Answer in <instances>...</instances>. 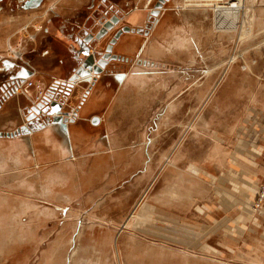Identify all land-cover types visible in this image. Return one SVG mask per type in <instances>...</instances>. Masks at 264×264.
<instances>
[{"label": "rangeland", "instance_id": "1", "mask_svg": "<svg viewBox=\"0 0 264 264\" xmlns=\"http://www.w3.org/2000/svg\"><path fill=\"white\" fill-rule=\"evenodd\" d=\"M190 2L189 8L199 6V10L191 11L194 21L189 28L184 25L189 44L174 49L178 52L173 55L186 51L191 57L171 62L183 65L184 70L189 64L190 81L175 92L184 98L178 103L172 128L157 136L159 146L167 141L184 143L188 162H180L163 179L164 170L171 169L168 157L172 151L168 152L152 176L122 185L128 197L119 213L105 214L93 222L84 215L72 218L34 203L50 205L45 199L16 198L21 193L11 191L14 176L4 174L1 159L0 264H234L236 259L243 260L240 257L250 250L244 248L249 239L247 228L253 223L264 227V0H241L242 5L233 8L201 5L215 3L212 0ZM165 5L167 10L174 8ZM156 16L152 15L146 28ZM23 27L12 37L32 25ZM175 28L171 41L181 34ZM150 34L148 41L156 40ZM124 47L132 48V44ZM246 65L250 67L247 71ZM42 78L32 80L29 89H40ZM170 105L174 110L176 104ZM237 112L240 118L234 130L225 131L220 122L233 120ZM182 117L184 125L177 123ZM210 146L209 153L215 147L230 152L226 166L201 161ZM182 154L181 150L175 153L176 157ZM180 169L185 171L176 173ZM102 229L111 233L112 240L104 233L95 238ZM174 252L180 253L176 260Z\"/></svg>", "mask_w": 264, "mask_h": 264}, {"label": "crops", "instance_id": "2", "mask_svg": "<svg viewBox=\"0 0 264 264\" xmlns=\"http://www.w3.org/2000/svg\"><path fill=\"white\" fill-rule=\"evenodd\" d=\"M212 1L215 3L201 5L230 8L242 5L241 0H230L226 5L218 4L223 0ZM154 2L45 0L37 8L26 9L21 5L22 0H0V82L7 80L3 72L11 67V61L24 64L32 70L21 83L26 91L17 90L1 99L3 91L0 83V130L11 131L24 122L25 106L43 93L40 89L35 92L30 90L27 80L37 82V77L41 75L44 83L39 87L42 88L49 83L46 80L66 81L71 75L75 63L68 48L71 34L78 30L77 23L85 21L91 14L99 15L104 6H113L121 15L119 24L143 26L147 23V11ZM165 4H172L174 8L167 10ZM190 5V0H166L150 28L122 32L113 45V52L128 56V61H111L114 67L118 64L122 67L101 73L87 91V81L78 80L71 87L61 110L75 108L76 115L65 125L50 121L35 126L27 133L0 135V160L5 162L4 174L14 176L11 191L21 193L16 198L45 199L50 205L41 206L44 203L30 202H34L37 207H44L42 209H52L54 213L58 211L72 218L84 215L89 221L95 222L100 220L98 218H104L105 214L119 213L128 197L122 185L132 179L134 183H140L143 178L152 176L155 167L168 152L172 151L171 157H168V167L171 166V169L167 172L165 169L162 178L172 173L173 167L180 162L182 165L188 162L184 160L190 157L184 143L175 145L174 141H167L165 145L159 146L157 136L172 128L176 118L174 113L184 98H179L180 95L175 92L182 87L183 82L190 81L189 64L184 70L183 65L171 63L177 58L190 60L189 52L185 54L186 51H182L174 56L178 51L169 50L173 38L172 28L176 27L181 34H185V23L189 28L188 24L194 21L191 11L199 10V6L192 9ZM28 24L32 25L29 31L19 29L20 33L12 37L18 27ZM30 30L34 34L30 35ZM213 30L214 27L210 33ZM150 33L154 34L156 40L148 41ZM108 37L105 35L100 44ZM119 39L121 44H118ZM129 39L134 42L129 43ZM122 42L125 46L132 44V48H125ZM160 42L166 45L151 44ZM158 80L164 84L156 83ZM195 95L201 99L196 92ZM171 103L176 104L174 110ZM239 113L233 116V120L220 122L225 131L234 130L240 118ZM93 115H97V120H91ZM185 119L189 124V118ZM177 123L184 125V117ZM179 150L183 154L176 157L175 153ZM211 150L210 146L208 152L201 155V161L209 160L218 167L226 166L230 152L215 147L209 153ZM242 170L247 173V170ZM182 171L185 169L176 173ZM74 225L76 228V221ZM259 226L253 223L247 228L249 241L244 248L250 250L240 257L243 260H235L237 264H264V227L259 229ZM108 232L102 229L95 238L100 239L103 233L111 237ZM176 254L174 260L180 255Z\"/></svg>", "mask_w": 264, "mask_h": 264}, {"label": "water", "instance_id": "3", "mask_svg": "<svg viewBox=\"0 0 264 264\" xmlns=\"http://www.w3.org/2000/svg\"><path fill=\"white\" fill-rule=\"evenodd\" d=\"M45 0H22V7L26 9L37 8ZM165 0H155L152 7L147 11V21L151 15H157ZM121 15L113 6H104L99 15L91 14L85 21L77 23L78 30L71 34L69 52L72 61L75 63L73 72L66 81L54 79L50 86L40 95L31 100L25 106V121L11 131L0 130V135H12L15 133H27L35 126L41 125L44 121L59 122L65 125L68 118L61 114H53L64 105L65 97L69 94L71 87L78 81H87L88 87L98 79L101 73L113 69L111 61L129 59L128 56L113 52V45L117 42L120 34L126 31H143L148 24L143 26H131L129 24H119ZM105 35H109L107 40L100 44ZM11 67L3 72L7 80L1 83L3 91L2 98L14 94L16 89L26 77L31 74L24 64L11 61ZM62 85V86H59ZM63 85L65 87H63ZM92 121L97 120V115H93Z\"/></svg>", "mask_w": 264, "mask_h": 264}, {"label": "bare ground", "instance_id": "4", "mask_svg": "<svg viewBox=\"0 0 264 264\" xmlns=\"http://www.w3.org/2000/svg\"><path fill=\"white\" fill-rule=\"evenodd\" d=\"M191 3V2H190ZM163 7V6H162ZM175 32H173V34H174ZM121 39V38H120ZM120 39H119V41H118V44L120 43ZM117 44V45H118ZM121 44V43H120ZM189 44V42H188V40H187V38H185V36H184V34H176V39H174L173 41H171V49L172 50H174V49H179V50H181V49H184V48H186L187 47V45ZM249 65H246L245 66V70L247 71V70H249ZM95 83V82H94ZM93 83V84H94ZM92 84V85H93ZM91 85V86H92ZM90 86V87H91ZM16 90H24V91H26V88H25V86H22L21 84H20V86H18L17 87V89ZM72 109V108H71ZM75 108H73V110H74ZM57 111H59V112H57ZM69 111V110H68ZM56 112L57 113H55V114H61V115H63V116H67V115H65L63 112L64 111H62L61 109H58V110H56ZM65 112H67V111H65ZM74 114L76 115V112H74ZM68 118H71V116H67ZM72 117H75L74 115H72ZM44 122H50V121H44ZM15 134H19V133H15ZM12 135H14V134H12ZM9 136V135H8Z\"/></svg>", "mask_w": 264, "mask_h": 264}, {"label": "built area", "instance_id": "5", "mask_svg": "<svg viewBox=\"0 0 264 264\" xmlns=\"http://www.w3.org/2000/svg\"><path fill=\"white\" fill-rule=\"evenodd\" d=\"M49 82V81H48ZM51 82V81H50ZM50 82L48 83V84H46L45 86H43L42 88L40 87V90L42 91V92H44L47 88H48V85L50 84ZM23 83V82H22ZM26 83H27V85L28 86H30L31 85V83H32V80H27L26 81ZM41 92V93H42ZM57 112H59V111H57ZM56 111H54L53 112V114H55V113H57ZM74 112H75V109L73 110V108L72 109H69V111H67V112H63L65 115H67V116H71L72 117V115H74L75 116V114H74Z\"/></svg>", "mask_w": 264, "mask_h": 264}, {"label": "flooded vegetation", "instance_id": "6", "mask_svg": "<svg viewBox=\"0 0 264 264\" xmlns=\"http://www.w3.org/2000/svg\"><path fill=\"white\" fill-rule=\"evenodd\" d=\"M152 19V15L149 17V20H151ZM147 23H148V21H147ZM64 86V85H63ZM65 87V86H64Z\"/></svg>", "mask_w": 264, "mask_h": 264}, {"label": "trees", "instance_id": "7", "mask_svg": "<svg viewBox=\"0 0 264 264\" xmlns=\"http://www.w3.org/2000/svg\"><path fill=\"white\" fill-rule=\"evenodd\" d=\"M59 86H62V85L59 84ZM63 87H64V86H63Z\"/></svg>", "mask_w": 264, "mask_h": 264}]
</instances>
